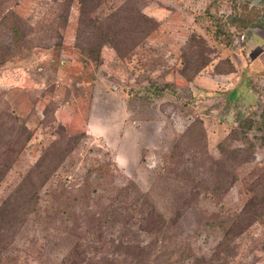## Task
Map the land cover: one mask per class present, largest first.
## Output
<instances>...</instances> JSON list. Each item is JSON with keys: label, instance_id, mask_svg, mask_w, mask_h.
<instances>
[{"label": "rangeland", "instance_id": "374dc122", "mask_svg": "<svg viewBox=\"0 0 264 264\" xmlns=\"http://www.w3.org/2000/svg\"><path fill=\"white\" fill-rule=\"evenodd\" d=\"M63 1L0 0V201L49 166L2 264H264V0Z\"/></svg>", "mask_w": 264, "mask_h": 264}, {"label": "trees", "instance_id": "16d2710c", "mask_svg": "<svg viewBox=\"0 0 264 264\" xmlns=\"http://www.w3.org/2000/svg\"><path fill=\"white\" fill-rule=\"evenodd\" d=\"M72 1L73 0H64L62 4H65V2L71 3ZM95 1L97 0H78L83 13L81 23L84 21V16L87 13L88 7L91 4H94ZM60 17L63 19L66 18L64 14H60ZM87 19H89V17ZM111 31L112 34H122V31H120L119 28L115 30L111 29ZM104 34H109V32ZM110 39L111 38H107L108 41ZM205 50V48H201L196 51L194 55L192 53L190 60H187L185 64V69L183 71L184 76H188V72H192L193 74L198 73L209 63L210 60L203 54ZM228 72H230V70ZM15 120L16 118L11 114H7V118L5 120L6 124L3 121L0 123V181L15 160L16 156L21 152L31 137L30 131L27 129L25 124H16ZM44 157L46 158V154ZM39 173L40 175H36V172L33 173L32 169L29 170L23 175L21 182L3 200L0 201V264H2L3 259L5 258V252L8 250L10 243L14 241L17 232L23 226L28 216L37 211V185L39 184V181L41 182L47 177V175H49V166H46L45 170H40ZM62 264L147 263L141 252H139V254L134 257L131 262H128L127 259H116L115 257L111 258V256L107 254L97 256L95 259L93 257L89 258L85 255L83 248H81L79 244H74L68 249L63 258Z\"/></svg>", "mask_w": 264, "mask_h": 264}]
</instances>
